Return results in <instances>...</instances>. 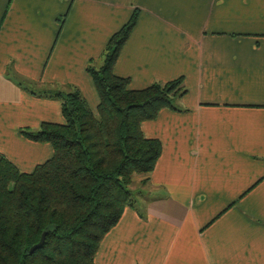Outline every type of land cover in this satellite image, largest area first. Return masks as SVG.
<instances>
[{"label":"crops","instance_id":"1","mask_svg":"<svg viewBox=\"0 0 264 264\" xmlns=\"http://www.w3.org/2000/svg\"><path fill=\"white\" fill-rule=\"evenodd\" d=\"M135 9L114 72L186 93L142 123L162 152L96 264H264V0H0V155L24 172L53 155L21 133L65 122L33 91L77 87L97 113L88 66Z\"/></svg>","mask_w":264,"mask_h":264},{"label":"trees","instance_id":"2","mask_svg":"<svg viewBox=\"0 0 264 264\" xmlns=\"http://www.w3.org/2000/svg\"><path fill=\"white\" fill-rule=\"evenodd\" d=\"M138 17L135 9L108 41L102 64L88 66L99 96L97 113L77 87L33 91L59 99L65 122L21 130L53 147L32 172L0 155V264H96L105 235L135 206V177L144 176L146 183L162 152L160 140L146 137L142 123L164 108L175 109L186 93L182 77L133 89L129 78L114 72ZM43 236L42 247L31 252Z\"/></svg>","mask_w":264,"mask_h":264},{"label":"rangeland","instance_id":"3","mask_svg":"<svg viewBox=\"0 0 264 264\" xmlns=\"http://www.w3.org/2000/svg\"><path fill=\"white\" fill-rule=\"evenodd\" d=\"M143 183V182H142ZM143 185V184H142ZM141 184L139 185V186H142ZM138 186V184H132V190L134 191L135 190V188ZM134 193V195H135V206H137L138 205V200L140 199V198H142V193L140 194V193H138V192H136V191H134L133 192Z\"/></svg>","mask_w":264,"mask_h":264},{"label":"water","instance_id":"4","mask_svg":"<svg viewBox=\"0 0 264 264\" xmlns=\"http://www.w3.org/2000/svg\"><path fill=\"white\" fill-rule=\"evenodd\" d=\"M43 244H44V236H43L42 240H41L39 243L35 244V245L31 248V252H34L37 248L42 247Z\"/></svg>","mask_w":264,"mask_h":264}]
</instances>
